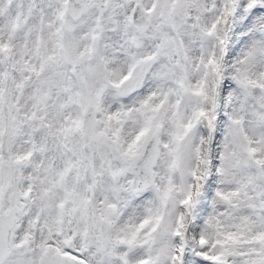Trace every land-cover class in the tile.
<instances>
[{
    "label": "snow or ice",
    "instance_id": "6c2138e0",
    "mask_svg": "<svg viewBox=\"0 0 264 264\" xmlns=\"http://www.w3.org/2000/svg\"><path fill=\"white\" fill-rule=\"evenodd\" d=\"M0 264H264V0H0Z\"/></svg>",
    "mask_w": 264,
    "mask_h": 264
}]
</instances>
